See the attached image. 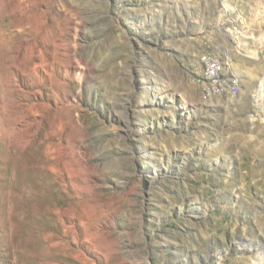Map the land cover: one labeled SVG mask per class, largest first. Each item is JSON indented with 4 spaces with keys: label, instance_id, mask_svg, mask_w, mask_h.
I'll use <instances>...</instances> for the list:
<instances>
[{
    "label": "rangeland",
    "instance_id": "1",
    "mask_svg": "<svg viewBox=\"0 0 264 264\" xmlns=\"http://www.w3.org/2000/svg\"><path fill=\"white\" fill-rule=\"evenodd\" d=\"M263 85L264 0H0V264H264Z\"/></svg>",
    "mask_w": 264,
    "mask_h": 264
},
{
    "label": "bare ground",
    "instance_id": "2",
    "mask_svg": "<svg viewBox=\"0 0 264 264\" xmlns=\"http://www.w3.org/2000/svg\"><path fill=\"white\" fill-rule=\"evenodd\" d=\"M204 64H206L207 67V75L210 77L211 80H213V85L209 89L211 95H214L215 97V96H236L239 94L240 90L237 85L233 84L232 82H228L226 79H223L220 82L219 73L217 71H211V69H217L220 67L221 72H223L222 65L220 64L218 58L214 56H208L204 58ZM231 86H234V91H236L233 94H230ZM217 90L218 92H216ZM263 93H264V89L261 86L257 89V95H256L257 99H260L263 96ZM252 246L254 250L257 249L256 246L250 245V247ZM262 254H264V252L257 254L258 261H260V263L264 262V257Z\"/></svg>",
    "mask_w": 264,
    "mask_h": 264
},
{
    "label": "built area",
    "instance_id": "3",
    "mask_svg": "<svg viewBox=\"0 0 264 264\" xmlns=\"http://www.w3.org/2000/svg\"><path fill=\"white\" fill-rule=\"evenodd\" d=\"M211 71H217V72L219 73V77H220L221 74H222L220 67L217 68V69H211ZM223 79H224V78H223ZM223 79L220 78V82H221V80H223ZM216 92H218V90H217ZM234 92H236V91H234V86H231V88H230V94H233Z\"/></svg>",
    "mask_w": 264,
    "mask_h": 264
}]
</instances>
